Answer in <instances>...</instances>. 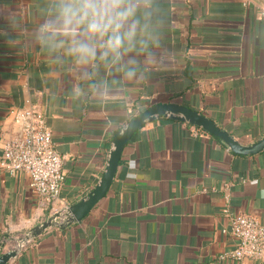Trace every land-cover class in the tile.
<instances>
[{
    "label": "crops",
    "instance_id": "1",
    "mask_svg": "<svg viewBox=\"0 0 264 264\" xmlns=\"http://www.w3.org/2000/svg\"><path fill=\"white\" fill-rule=\"evenodd\" d=\"M158 0L162 70L131 81L101 66L93 80L31 43L44 0H0V159L17 127L11 109L35 105L64 157L59 199L0 166V249L85 196L99 181L112 135L154 103L197 109L243 143L264 136V0ZM15 26H12V21ZM107 80L101 98L90 87ZM79 85L82 93L73 96ZM264 222V150L239 155L187 122L156 118L126 145L112 185L80 221L52 226L7 264H264L220 259L235 246L222 209ZM4 245V246H3Z\"/></svg>",
    "mask_w": 264,
    "mask_h": 264
},
{
    "label": "clouds",
    "instance_id": "2",
    "mask_svg": "<svg viewBox=\"0 0 264 264\" xmlns=\"http://www.w3.org/2000/svg\"><path fill=\"white\" fill-rule=\"evenodd\" d=\"M41 15L31 43L52 63L71 61L84 80H93L104 66L131 81L144 74L141 56L144 66L162 70L158 50L164 21L158 0H44ZM90 87L103 98L111 85L99 80ZM81 93L79 85L74 87V97Z\"/></svg>",
    "mask_w": 264,
    "mask_h": 264
},
{
    "label": "built area",
    "instance_id": "3",
    "mask_svg": "<svg viewBox=\"0 0 264 264\" xmlns=\"http://www.w3.org/2000/svg\"><path fill=\"white\" fill-rule=\"evenodd\" d=\"M244 6L251 0H241ZM264 19V4L258 10ZM17 131L3 149L0 166L11 173L24 171L30 177V188L39 197L54 202L60 197L64 174V157L55 147L52 130L35 105L11 109ZM194 132H199L193 125ZM204 133V132H201ZM228 225L222 230L235 238V246L219 255L220 259L264 258V222L257 217L232 209H223Z\"/></svg>",
    "mask_w": 264,
    "mask_h": 264
},
{
    "label": "water",
    "instance_id": "4",
    "mask_svg": "<svg viewBox=\"0 0 264 264\" xmlns=\"http://www.w3.org/2000/svg\"><path fill=\"white\" fill-rule=\"evenodd\" d=\"M163 117L184 121L200 127L210 135L219 138L231 151L239 155H252L264 150V136L256 141L243 143L233 137L227 129L197 109L172 102L154 103L134 115L124 126L114 132L105 169L96 185L78 201L71 203L60 211H56L49 218L31 227L23 237L17 239L14 248L0 249V264H7L18 255L26 243L48 228L52 226L64 227L82 220L108 192L116 176L123 151L135 133L147 122Z\"/></svg>",
    "mask_w": 264,
    "mask_h": 264
},
{
    "label": "trees",
    "instance_id": "5",
    "mask_svg": "<svg viewBox=\"0 0 264 264\" xmlns=\"http://www.w3.org/2000/svg\"><path fill=\"white\" fill-rule=\"evenodd\" d=\"M189 125H191L190 123H188ZM197 129H198V131L199 132H204V133H207V132H205L202 128H200V127H197V126H195ZM216 140H218V141H220L221 143H223L219 138H217V137H214ZM224 144V143H223Z\"/></svg>",
    "mask_w": 264,
    "mask_h": 264
}]
</instances>
